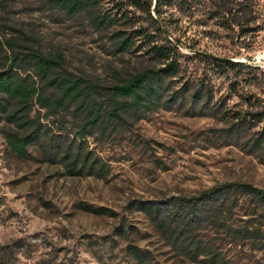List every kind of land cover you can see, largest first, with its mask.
<instances>
[{
	"label": "rangeland",
	"instance_id": "1",
	"mask_svg": "<svg viewBox=\"0 0 264 264\" xmlns=\"http://www.w3.org/2000/svg\"><path fill=\"white\" fill-rule=\"evenodd\" d=\"M95 12L111 25L96 29L85 12L69 14L54 0H0V43L7 53L61 57L51 78L79 80L103 101L123 79L159 67L147 46L117 52L114 34L142 28L155 34L154 44L163 40L127 0H102ZM161 22L180 42V70L169 80L172 92L190 88L183 106L175 99L83 137L78 113L50 116L36 106L31 117L40 111L46 132L28 159L13 156L4 138L22 130L0 125V259L7 264H140L133 247L148 253L143 264H264V203L229 188L246 184L264 194V121L234 128L226 115L264 112V0H176ZM205 56L242 67L219 69ZM198 89L204 98L194 101ZM72 143L106 165L104 179L69 173L63 157ZM224 187L228 194L199 203V220L176 207L177 199ZM143 203L157 204V221L176 228L173 236L157 229Z\"/></svg>",
	"mask_w": 264,
	"mask_h": 264
},
{
	"label": "trees",
	"instance_id": "2",
	"mask_svg": "<svg viewBox=\"0 0 264 264\" xmlns=\"http://www.w3.org/2000/svg\"><path fill=\"white\" fill-rule=\"evenodd\" d=\"M101 1L54 0L69 14L76 15L85 12L96 29H104L109 27L113 20L96 14L95 9ZM127 1L130 6L141 9L149 15L150 21L155 26V31L161 35L163 42L154 44L153 36L155 34H148L142 28L132 34L116 32L113 36L115 50L119 53H127L147 46V53L157 61L159 67L146 69L123 79L120 84L110 87L109 95L103 101L93 98L91 96L92 87L82 86L79 80L51 78L52 72L64 65V60L61 57L58 59L47 58L35 51L25 54L20 52L7 53L0 43V125L6 122L14 124L22 130V134L4 132L7 149L13 156L19 159H28L29 147L45 135L46 130L39 116L40 111L36 116L31 117L36 106L40 110H46L50 116L69 111L78 113L82 123L77 135L83 137L87 130L90 131V135L94 129L105 133L111 124L120 125L129 122L138 113L151 111L160 106L167 107L175 99L181 98L183 101L181 106L185 104L186 96L191 92L190 88L172 92L169 80L178 75L180 70L177 61V57L181 55L180 42L176 39L168 40L165 33L170 34L161 22L164 9L174 7L176 0ZM139 38L144 39V41L140 44L141 46H136ZM198 56L202 55L198 54ZM204 58L219 69L242 67L241 64L225 63L210 56ZM39 82H44V86L39 85ZM49 88L54 89L53 92L46 93ZM202 91V89H198L193 92L194 101L203 100ZM205 98L207 100L213 99L210 90L205 92ZM202 113L201 110L200 114L202 115ZM226 115L228 119L231 118L236 121L237 124L234 122L232 124L234 128L240 127L248 120L256 123L264 121L263 111L243 114L229 111L226 112ZM259 142L260 139L255 140L254 146L258 145ZM63 160L66 161L69 173L74 176L88 175L104 179L108 173L106 165L91 152L85 151L81 144L76 146L72 143L67 146ZM229 188L235 193L240 191L248 197H255L264 203V194L250 185L234 184ZM229 188L214 189L191 199H177L176 207L188 210L191 220H199V203H206V201L216 199L217 196L226 195L229 193ZM82 209L100 216L108 215L109 212L107 209L93 208L89 205H83ZM139 209L155 222L157 229H161L166 234L171 233L170 236H173L172 233L175 232L176 228L171 230L170 223L165 220L157 221L161 209L156 203L140 204ZM132 249L135 251L136 260L143 264L148 253L136 247ZM197 249L199 253L200 248ZM202 251L205 252L206 248H203ZM208 253L212 254V251L208 250ZM212 259L215 261L217 255H213ZM0 264L7 263L1 258Z\"/></svg>",
	"mask_w": 264,
	"mask_h": 264
},
{
	"label": "water",
	"instance_id": "3",
	"mask_svg": "<svg viewBox=\"0 0 264 264\" xmlns=\"http://www.w3.org/2000/svg\"><path fill=\"white\" fill-rule=\"evenodd\" d=\"M165 36L168 38V40L172 41L171 38L166 33H165ZM211 57L219 61L225 62V63H238L239 62L234 59H227V58H221V57H216V56H211Z\"/></svg>",
	"mask_w": 264,
	"mask_h": 264
}]
</instances>
